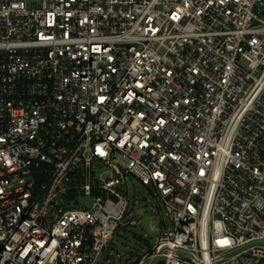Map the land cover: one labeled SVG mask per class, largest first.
Here are the masks:
<instances>
[{
  "label": "built area",
  "instance_id": "2783aa9c",
  "mask_svg": "<svg viewBox=\"0 0 264 264\" xmlns=\"http://www.w3.org/2000/svg\"><path fill=\"white\" fill-rule=\"evenodd\" d=\"M137 181L136 264H264V0H0V264H99Z\"/></svg>",
  "mask_w": 264,
  "mask_h": 264
},
{
  "label": "rangeland",
  "instance_id": "374dc122",
  "mask_svg": "<svg viewBox=\"0 0 264 264\" xmlns=\"http://www.w3.org/2000/svg\"><path fill=\"white\" fill-rule=\"evenodd\" d=\"M94 171L100 177L106 169L95 166ZM102 176L104 177L105 174ZM131 193L132 217L137 218L141 209H144L146 214L138 217V225L130 229L131 236L127 237L123 229L115 234L114 240L105 249L99 264H136L141 256L157 242L161 234L164 227L163 217L159 213L161 210L153 194L150 195L139 181L136 182Z\"/></svg>",
  "mask_w": 264,
  "mask_h": 264
},
{
  "label": "water",
  "instance_id": "95a60500",
  "mask_svg": "<svg viewBox=\"0 0 264 264\" xmlns=\"http://www.w3.org/2000/svg\"><path fill=\"white\" fill-rule=\"evenodd\" d=\"M80 201H81V202L88 203V204H92V199H91L90 196L82 197V198H80Z\"/></svg>",
  "mask_w": 264,
  "mask_h": 264
}]
</instances>
